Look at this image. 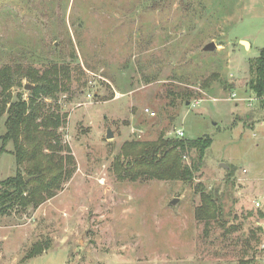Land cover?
Segmentation results:
<instances>
[{
    "label": "rangeland",
    "instance_id": "1",
    "mask_svg": "<svg viewBox=\"0 0 264 264\" xmlns=\"http://www.w3.org/2000/svg\"><path fill=\"white\" fill-rule=\"evenodd\" d=\"M262 49L264 0H0V67L69 73L56 104L76 163L55 197L0 216V264H264L263 114L247 85ZM178 130L212 140L193 181L131 178L140 145ZM18 169L8 143L0 182ZM197 183L221 222L195 219Z\"/></svg>",
    "mask_w": 264,
    "mask_h": 264
},
{
    "label": "trees",
    "instance_id": "2",
    "mask_svg": "<svg viewBox=\"0 0 264 264\" xmlns=\"http://www.w3.org/2000/svg\"><path fill=\"white\" fill-rule=\"evenodd\" d=\"M248 68V91L260 99L259 109L262 110L264 49L256 58L249 60ZM68 75L66 70L55 66L42 73L23 66L0 67V121L5 118V131L0 135V155L11 143L19 167L14 176L0 182V216L14 210L37 209L55 197L76 170L75 159L59 134L67 114L56 104V96L64 90L63 79L69 80ZM24 79L33 85L26 99L23 94L14 93ZM211 144L212 140L208 137L187 140L160 135L154 142L140 145L142 148L131 160L135 168L131 178L191 183L201 169ZM186 158L189 164L185 163ZM200 186L197 183L195 187L200 195L195 219L206 226L211 220L221 222L222 205L217 196L205 192ZM26 258H29L28 253Z\"/></svg>",
    "mask_w": 264,
    "mask_h": 264
},
{
    "label": "water",
    "instance_id": "3",
    "mask_svg": "<svg viewBox=\"0 0 264 264\" xmlns=\"http://www.w3.org/2000/svg\"><path fill=\"white\" fill-rule=\"evenodd\" d=\"M241 43H243L245 46L248 44V43L245 42V41H242ZM215 48H216V45H215L214 43L210 42L208 45H206V46L203 48V51H204V52H209V51L214 50ZM24 89L27 90V91H30V90H31V86H29V85H25V86H24ZM111 137H112V135H111L110 131L108 130V131H107V134H106V138H107V139H110ZM221 166H222L224 169H227V167H226L224 164H221ZM24 179L27 180L28 177L24 176ZM176 202H177V200L174 199V200H172L170 203H171V205H174Z\"/></svg>",
    "mask_w": 264,
    "mask_h": 264
},
{
    "label": "built area",
    "instance_id": "4",
    "mask_svg": "<svg viewBox=\"0 0 264 264\" xmlns=\"http://www.w3.org/2000/svg\"><path fill=\"white\" fill-rule=\"evenodd\" d=\"M235 97H236V95L232 94L231 99H235ZM251 103H256L259 106L260 99L259 98L257 99L256 97L249 98L248 104L250 105ZM259 108H260V106H259ZM262 114H263V117H262L261 121H259V122H260V125L264 126V109H262ZM151 115L153 116L154 114L151 113ZM175 136L177 138H183L184 137L183 130L176 131ZM244 171H246V170H244ZM255 205H256V207H260V204H255Z\"/></svg>",
    "mask_w": 264,
    "mask_h": 264
},
{
    "label": "crops",
    "instance_id": "5",
    "mask_svg": "<svg viewBox=\"0 0 264 264\" xmlns=\"http://www.w3.org/2000/svg\"><path fill=\"white\" fill-rule=\"evenodd\" d=\"M242 42V41H241Z\"/></svg>",
    "mask_w": 264,
    "mask_h": 264
}]
</instances>
